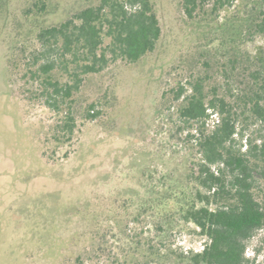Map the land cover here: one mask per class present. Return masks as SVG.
<instances>
[{
	"label": "rangeland",
	"instance_id": "374dc122",
	"mask_svg": "<svg viewBox=\"0 0 264 264\" xmlns=\"http://www.w3.org/2000/svg\"><path fill=\"white\" fill-rule=\"evenodd\" d=\"M99 1L0 0V264H158L142 246L162 238L174 262L207 241L193 224L161 231L156 202L198 158L181 130L178 94L198 76L209 89L224 66L264 53V35L248 25L257 0L195 18L183 0H152L163 29L155 50L85 75L51 109L34 74L47 60L39 33ZM67 113L72 140L58 126ZM246 255L245 264H264V230Z\"/></svg>",
	"mask_w": 264,
	"mask_h": 264
},
{
	"label": "trees",
	"instance_id": "16d2710c",
	"mask_svg": "<svg viewBox=\"0 0 264 264\" xmlns=\"http://www.w3.org/2000/svg\"><path fill=\"white\" fill-rule=\"evenodd\" d=\"M210 2L182 4L190 18L218 14L233 4V0ZM255 4L248 25L253 35H264V0ZM162 32L152 0H100L43 28L39 56L47 60L34 74L42 79L47 104L59 109L65 97L81 87L85 75L117 61H139L155 50ZM53 52L58 53L48 59ZM246 62L230 72L224 66V78L209 89L205 78L198 76L190 92L185 93V86L179 90L181 130L195 145L198 158L176 179L170 177L173 181L156 205L162 207L158 214L166 236L181 223L193 224L207 241L202 250L183 253L174 262L162 238L160 246H142L144 256L158 264H245L250 260L248 242L264 230V53ZM57 68L69 76L67 81L52 76ZM96 116L88 112V118ZM58 126L72 140L73 115L67 113Z\"/></svg>",
	"mask_w": 264,
	"mask_h": 264
}]
</instances>
